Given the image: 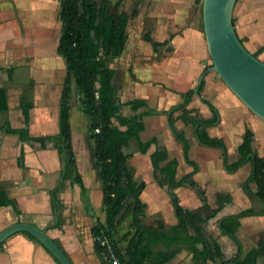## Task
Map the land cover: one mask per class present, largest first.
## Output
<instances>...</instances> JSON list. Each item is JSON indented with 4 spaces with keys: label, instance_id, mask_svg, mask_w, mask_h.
Here are the masks:
<instances>
[{
    "label": "crops",
    "instance_id": "1",
    "mask_svg": "<svg viewBox=\"0 0 264 264\" xmlns=\"http://www.w3.org/2000/svg\"><path fill=\"white\" fill-rule=\"evenodd\" d=\"M202 6L197 0H124L121 10L129 16L128 40L122 56L110 67L116 70L115 94L124 116L135 115L129 105L135 100L146 101L148 109L158 112L144 118L145 131L141 133L143 142L157 138V143L146 154L139 151L136 139L127 148L135 144L136 155L129 165L136 171V182L146 184L141 195L147 206L142 224L155 229L163 226L165 231L175 227L178 221L168 191L155 182L151 156L157 149H165L169 160L179 162V179L194 172L186 162L184 146L176 138L168 116L172 108L183 103L182 94L194 91L203 77L201 93L194 92L189 105L174 114L177 130L188 140L189 157L198 165L197 172L189 179L197 186L183 184L175 194L185 210L208 219L203 224L206 238L216 241L224 259L230 260L238 255L239 247L222 233L221 221L227 217L247 209L260 214L240 220L237 235L243 257L264 242V207L243 189L252 164H245L237 172H227L222 150L200 143L196 128L185 120L214 118V112L203 100L209 101L218 110L219 118L207 128V133L225 142L230 163L240 159L239 147L247 129L254 134L253 152L264 157V121L209 70L212 60ZM60 12V0H0V89L6 92L8 107L0 111V191L21 212L18 215L11 206L0 207V232L23 221L46 230L72 264H108L107 255L95 247L93 229L106 223L103 189L92 154L90 121L74 82L70 124L77 174L82 184L64 178L63 156L52 144L42 149L39 143L22 142L17 134L8 131L26 128L21 109L25 102L32 106L27 127L30 136L59 134L60 101L68 74L66 60L58 54L62 32ZM233 22L247 50L264 63V0H238ZM146 110L142 108L140 112ZM228 138L235 140L234 150L229 148ZM251 188L257 191L256 184ZM199 189L210 208L205 207ZM222 198L228 199L222 204ZM212 211H218L216 216L212 217ZM130 222L131 218L122 222L120 237L129 232L123 233L131 227ZM130 231L135 232L132 228ZM119 247L126 249L127 242L122 241ZM173 249H179L176 255L161 264H220L218 261L198 263L186 247L166 249L163 245L156 247V255L146 264H156ZM0 264L59 263L29 234L18 233L0 245ZM256 264H264V256H259Z\"/></svg>",
    "mask_w": 264,
    "mask_h": 264
},
{
    "label": "trees",
    "instance_id": "2",
    "mask_svg": "<svg viewBox=\"0 0 264 264\" xmlns=\"http://www.w3.org/2000/svg\"><path fill=\"white\" fill-rule=\"evenodd\" d=\"M123 1L119 0L117 8L112 10L109 0H60L62 32L58 54L66 60L68 74L60 101L59 134L45 137L30 136L27 127L30 123L32 106L25 102L21 104V109L26 128H12L8 130L9 133L17 134L22 142L39 143L42 149H47L48 145L52 144L53 148L63 156L64 178L74 179L82 184L81 177L77 174L70 124L72 82H74L83 102L84 113L90 121L89 134L94 143L92 154L95 165L100 171L103 189L106 223L105 225L97 224L94 227L95 238L99 236L108 238L115 253L125 264H146L156 255L155 249L159 245H163L166 249L184 246L198 263L218 261L220 264H256L258 257L264 256V242L243 257V246L237 234L241 227V219L258 216L259 213L253 209H247L221 221L222 233L229 236L239 247L235 258L225 260L220 245L216 241H209L205 236L203 224L208 219L197 212L185 210L175 194V190L183 184L197 186L189 179L197 172L198 165L190 159L188 140L184 133L177 130L174 118L177 111L189 105L194 96L193 90L182 94L183 103L171 109L168 121L176 138L183 144L186 162L194 168V172L179 179V162L177 159L169 160L165 149H157L151 156L155 182L168 191L178 221L177 225L165 231L163 226L155 229L142 224V217L146 214L147 206L142 202L141 195L146 184L136 182V171L129 165L134 154L127 153L125 148L130 145L131 140L136 139L139 151L146 154L151 146L157 143V138L143 142L141 133L145 131L144 118L156 115L158 112L148 109L146 101L135 100L129 103L135 115L126 117L121 112L122 105L115 94L112 81L116 76V70L111 68L110 64L122 56L128 40L129 16L121 10ZM197 3L202 6L203 0H197ZM146 39L155 46L158 45L151 38L146 37ZM202 89L203 85L200 87V93ZM203 101L214 112L215 117L212 119L189 118L185 122L196 128V137L200 143L222 150L223 163L227 172H237L245 164H252V172L244 182L243 189L264 207V157H260L252 150L253 132L247 129L243 143L239 147L240 159L230 163L225 142L222 139L212 138L207 133V128L218 122L219 112L209 101ZM7 108L6 92L0 89V111ZM142 108L147 110L140 112ZM97 130L100 132L96 133ZM252 184L257 185L256 192L252 190ZM199 194L205 207L210 208L204 192L199 189ZM226 200L222 198L221 203H225ZM9 206L21 215L7 194L0 191V207ZM217 213L218 211H212V217ZM127 218H131V228L135 232H128L120 237L119 227ZM29 236L39 242L32 235ZM122 241L127 242L126 249L119 247ZM95 247L97 251L108 254L107 249L97 241ZM178 250H170L156 264L172 259Z\"/></svg>",
    "mask_w": 264,
    "mask_h": 264
},
{
    "label": "water",
    "instance_id": "3",
    "mask_svg": "<svg viewBox=\"0 0 264 264\" xmlns=\"http://www.w3.org/2000/svg\"><path fill=\"white\" fill-rule=\"evenodd\" d=\"M238 0H203L206 43L215 72L229 90L264 121V63L250 53L236 33L233 16ZM203 77L194 90L199 95ZM115 83V77L112 84ZM27 233L37 239L59 262L72 264L46 230L18 222L0 232V245L11 236Z\"/></svg>",
    "mask_w": 264,
    "mask_h": 264
},
{
    "label": "built area",
    "instance_id": "4",
    "mask_svg": "<svg viewBox=\"0 0 264 264\" xmlns=\"http://www.w3.org/2000/svg\"><path fill=\"white\" fill-rule=\"evenodd\" d=\"M99 132H100L99 130L96 131V133H99ZM96 241L100 243L101 246L107 249L108 264H125L115 253V250L113 246L111 245L110 241L108 240V238H106L105 236H99L97 237Z\"/></svg>",
    "mask_w": 264,
    "mask_h": 264
},
{
    "label": "rangeland",
    "instance_id": "5",
    "mask_svg": "<svg viewBox=\"0 0 264 264\" xmlns=\"http://www.w3.org/2000/svg\"><path fill=\"white\" fill-rule=\"evenodd\" d=\"M111 9L113 10V9H115V8H117V0H111ZM201 11H202V7H201ZM240 129H242L243 130V128L241 127ZM227 144H228V146H229V148L230 149H232V150H234L235 148V140L234 139H232V138H228V140H227ZM136 146H135V144H133L131 147H129V148H127L126 149V152L127 153H133L134 155H136ZM244 174V173H243ZM241 176H243V175H241ZM151 205V204H150ZM130 224H131V222H130ZM130 228L131 227H129L126 231H123V233H125V232H127L128 230H129V232H132V231H130ZM122 233V234H123Z\"/></svg>",
    "mask_w": 264,
    "mask_h": 264
}]
</instances>
